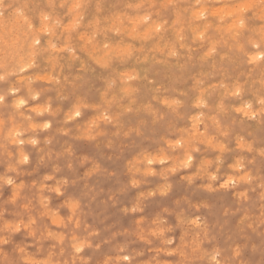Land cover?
Here are the masks:
<instances>
[{
  "label": "rangeland",
  "instance_id": "rangeland-1",
  "mask_svg": "<svg viewBox=\"0 0 264 264\" xmlns=\"http://www.w3.org/2000/svg\"><path fill=\"white\" fill-rule=\"evenodd\" d=\"M38 1L0 0V264H264V1ZM116 14L161 21L169 59L97 62L139 51Z\"/></svg>",
  "mask_w": 264,
  "mask_h": 264
},
{
  "label": "bare ground",
  "instance_id": "bare-ground-1",
  "mask_svg": "<svg viewBox=\"0 0 264 264\" xmlns=\"http://www.w3.org/2000/svg\"><path fill=\"white\" fill-rule=\"evenodd\" d=\"M20 1V0H19ZM24 2L26 1V0H23ZM35 1H37V3L39 2L38 0H35ZM52 1V0H51ZM76 1V0H75ZM86 1V0H85ZM152 1V0H151ZM207 1V0H206ZM211 1V0H210ZM210 1H208V2H210ZM219 1V0H218ZM226 1V0H225ZM264 1V0H263ZM24 2H23V6L25 5L24 4ZM176 2V1H175ZM205 2V1H204ZM249 2V1H248ZM257 2H258V0H257ZM260 2H262V1H260ZM18 3V2H17ZM22 2H20V4H21ZM29 3H31V1L30 2H28V4L27 5H29ZM36 3V2H35ZM169 3H170V1H169ZM172 3V2H171ZM76 4H77V2H76ZM168 4V3H167ZM200 4H202V2L200 3ZM204 4V3H203ZM19 5V4H18ZM73 4H71V6H72ZM145 5V4H144ZM153 5V4H152ZM197 5V4H196ZM248 5V4H247ZM23 6H20L21 8L23 7ZM70 6V7H71ZM140 6V5H139ZM174 6V5H173ZM246 6V5H245ZM135 7V6H134ZM149 7V6H148ZM147 7V8H148ZM190 7H191V5H190ZM242 7V6H241ZM240 7V8H241ZM244 7V6H243ZM249 7H251V6H249ZM248 7V8H249ZM262 7V6H261ZM264 7V6H263ZM262 7V8H263ZM76 8H78V7H76ZM125 8V7H124ZM136 8V7H135ZM150 8V7H149ZM148 8V9H149ZM200 8V7H199ZM219 8V7H218ZM221 8V10L223 9L222 7H220ZM220 8H219V10H220ZM246 8V7H245ZM254 8V7H253ZM24 9V8H23ZM72 9V8H71ZM176 9V8H175ZM191 9V8H190ZM249 9H251V8H249ZM136 10H138V9H136ZM135 10V11H136ZM199 10H201V9H199ZM203 10V9H202ZM214 10V9H213ZM217 10V9H216ZM219 10H217L215 13H217V12H220ZM261 10V9H260ZM73 11V10H72ZM158 11V10H157ZM196 11H198L197 9H196ZM245 11V10H244ZM156 12V11H155ZM202 12V11H201ZM232 12H233V9H232ZM243 12V11H242ZM15 13H16V11H15ZM18 13V12H17ZM73 13V12H72ZM131 13V12H130ZM197 13V12H196ZM198 13L200 14V12L198 11ZM212 13V12H211ZM151 14V13H150ZM199 14H195L197 17H199ZM221 14V13H220ZM75 15V14H74ZM118 15H120V14H118ZM139 15V14H138ZM142 15V14H141ZM140 15V16H141ZM147 15V14H146ZM215 15V14H214ZM2 16V15H1ZM139 16V17H140ZM143 16V17H142ZM141 16V18H124V20H122V23L120 24L119 22L120 21H118L119 19H118V17H117V14L116 15H114V16H112V18L110 19V25L111 26H114L115 28H117V29H120V28H125L124 30H125V32H126V34L128 35V38L129 39H132V40H137V42H138V44H139V51H137V52H135L136 54H134L133 52H131L132 50H133V48L132 49H130V45L129 44H127V41L125 42V43H117V42H115L116 44H114L113 46H111V47H108V46H105V47H108V50H106V48H103V50L100 52V57L99 58H95L96 59V61L97 62H100V61H102V62H106V59H108L107 61H112V63L114 62V60L116 61V60H118L119 61V64L120 63H122L124 60H126L127 58L128 59H136L137 60V58H138V56H139V58H140V60H147V59H150V58H153V57H160V60H161V62H163V61H166V60H168L169 59V53H170V51L171 50H174L173 49V47H172V49L169 51V53H163V51L161 52V54H160V48H161V46L162 45H166V43H165V41L163 40V36L160 34V32H162V31H159V33L157 34V28L159 29L160 28V30H163L164 29V27H163V24H162V22L160 21H158V20H152L151 18H150V16L148 15V16H145V14H143ZM229 16V15H228ZM43 17V16H42ZM147 18L149 19V20H147ZM191 18V17H190ZM200 18V17H199ZM230 18V17H229ZM10 19V18H9ZM193 19V18H192ZM264 19V18H263ZM194 20V19H193ZM196 20V19H195ZM221 21L223 20V19H220ZM234 20V19H233ZM233 20H232V22H233ZM243 20V19H242ZM219 21V20H218ZM235 21H237V20H235ZM9 22V21H8ZM101 22V21H100ZM220 22V21H219ZM232 22L229 24V29H230V27L233 25L232 24ZM239 22V21H238ZM80 23V22H79ZM102 23H104L103 21H102ZM176 23V22H175ZM190 23V22H189ZM198 23V22H197ZM241 23V22H240ZM177 24V23H176ZM30 25V24H29ZM78 25V23H77V21L75 20V16H74V18H73V20L71 21V22H69V24H67L66 25V27L65 28H72V29H70V30H72L73 32L76 30V29H73V28H75V26H77ZM231 25V26H230ZM238 24H235V26H237ZM252 25V24H251ZM45 26V25H44ZM234 25L232 26V27H235ZM240 26V24L237 26V27H239ZM30 26H28V28H29ZM40 27V26H39ZM46 27L48 28V26H47V24H46ZM78 27H80V26H77V28ZM172 27V26H171ZM178 27V26H177ZM243 27V26H242ZM64 28V29H65ZM182 28V27H181ZM197 28H198V26H197ZM200 28V27H199ZM209 28V27H208ZM236 28V27H235ZM7 29V28H6ZM51 29V28H50ZM61 29H62V27H61ZM207 29V28H206ZM47 30V29H46ZM182 30V29H181ZM181 30H177L178 32H180ZM199 30H201V29H199ZM37 31H39L38 29H37ZM72 31L70 32V33H72ZM120 31V30H119ZM157 31V32H156ZM193 32H195L196 31V29H194V30H192ZM45 32V31H44ZM69 32V31H68ZM115 32H116V30H115ZM47 33V32H46ZM45 33V34H46ZM75 33H76V31H75ZM114 33V32H113ZM197 33V32H196ZM195 33V35L197 36V34ZM202 34L201 35V37L204 35V32L202 31V33H201V31H198V34ZM219 32H217V34H218ZM182 34V33H181ZM200 34L198 35L199 36V38H200ZM235 34V33H234ZM263 34H264V32H263ZM60 35H61V33H60ZM67 35H69V33L67 34L66 33V35H65V38H66V36ZM73 35V34H72ZM236 35V34H235ZM62 36V35H61ZM64 36V35H63ZM94 36V35H93ZM177 36V35H176ZM184 36V35H183ZM197 36V37H198ZM205 36V35H204ZM245 36H247V35H245ZM60 37V36H59ZM69 37V36H68ZM110 37H111V35H110ZM247 37H249V36H247ZM61 38V37H60ZM107 38V37H106ZM181 38V37H180ZM180 38H179V41H180ZM205 38H207V37H205ZM258 38V37H257ZM264 38V37H263ZM34 39V38H33ZM63 39V38H62ZM79 39H81L80 37H79ZM123 39V38H122ZM182 39V38H181ZM250 39V38H249ZM248 39V40H249ZM64 40V39H63ZM86 40H87V37H86ZM113 40L115 41V39L113 38ZM121 40V39H120ZM120 40L118 41V42H120ZM138 40H140V41H142L144 44H143V46H142V44L138 41ZM172 41H175L174 39H171ZM186 40V39H185ZM33 41V40H32ZM67 41V40H66ZM88 41V40H87ZM179 41H177V42H179ZM203 41H204V39H203ZM203 41H196L197 42V45H198V49H197V51H195V49H194V51L198 54V56H199V58L200 57H208V58H213L214 56H215V46L213 45V44H211L210 42H208V43H204ZM251 41V40H250ZM249 41V42H250ZM260 41L261 42H263L261 39H260ZM35 42V41H34ZM75 42V41H74ZM196 42H193V43H196ZM207 42V41H206ZM252 42H253V40H252ZM94 43H96V42H94ZM93 42H92V44H94ZM175 43H176V41H175ZM251 43V42H250ZM264 43V42H263ZM6 44V43H5ZM76 44V43H75ZM75 44H74V46H75ZM109 44V43H108ZM53 45V44H52ZM67 45V44H66ZM95 46H97V44H94ZM94 45H91V46H94ZM105 45H107V44H105ZM194 45V44H193ZM252 45V44H251ZM32 46V45H31ZM54 46V45H53ZM72 46V45H71ZM74 46H73V48H74ZM90 46V45H89ZM168 46V45H167ZM14 47V46H13ZM76 47H77V44H76ZM190 47V46H189ZM50 49V48H49ZM51 49H55L54 47H51ZM61 49H62V47H61ZM104 49H105V51H104ZM90 50V49H89ZM88 50V51H89ZM187 51V50H186ZM173 52V51H172ZM188 52V51H187ZM83 53V52H82ZM84 54V53H83ZM185 54V53H184ZM174 55V54H173ZM186 55V54H185ZM248 55H250V54H248ZM187 56V55H186ZM251 56V55H250ZM172 58V57H171ZM184 58H185V56H184ZM187 58V57H186ZM185 58V59H186ZM257 58V56L255 55V54H252V56L250 57V60H255ZM94 59V60H95ZM181 59V58H180ZM207 59V58H206ZM260 59V58H259ZM32 60V59H31ZM93 60V59H92ZM172 60V59H171ZM179 60V59H178ZM55 61V60H54ZM117 61V62H118ZM157 61H158V59H157ZM252 61H250V62H252ZM259 61V60H258ZM257 61V62H258ZM131 62V61H130ZM132 62H133V60H132ZM194 62V61H193ZM30 63H32V61L30 62ZM99 64V63H98ZM118 64V63H117ZM118 64V65H119ZM124 64H125V61H124ZM129 64V63H128ZM145 64V63H144ZM102 65V64H101ZM113 65H114V63H113ZM116 65V64H115ZM117 65V66H118ZM126 66H128L127 64H126ZM146 66V65H145ZM181 66V65H180ZM120 67V66H119ZM118 67V68H119ZM150 67V66H149ZM181 68H182V66H181ZM23 69V68H22ZM120 69V68H119ZM117 71H118V69H116ZM199 70V69H198ZM166 71V70H165ZM135 73V72H134ZM181 73V72H180ZM10 74V73H9ZM122 74V73H121ZM131 74L132 73H130V76H131ZM138 74V73H137ZM140 74V73H139ZM120 75V74H119ZM125 75H128L129 76V74H126L125 73ZM11 76V75H10ZM135 77H136V74L134 75ZM141 76V75H140ZM192 76V75H191ZM200 76H202L201 74H200ZM8 77V76H7ZM132 77V76H131ZM35 78V77H34ZM40 78V77H39ZM38 78V79H39ZM46 78H48V77H46ZM128 78H130V77H128ZM194 78H196V77H194ZM194 78H193V81H194ZM25 79V78H24ZM42 79V78H41ZM40 79V80H41ZM51 79V78H50ZM172 79V78H171ZM200 79H201V81H204V80H202V78L200 77ZM205 79V78H204ZM29 80V79H28ZM43 80L45 81V79H44V76H43ZM49 79H47V81H48ZM127 80V79H126ZM199 80V79H198ZM155 81V80H154ZM196 81V80H195ZM26 82V81H25ZM31 82V81H30ZM88 82V81H87ZM198 82H200V81H197V83ZM237 83V82H236ZM262 83H264V82H262ZM120 84V83H119ZM201 84V83H200ZM32 85V84H31ZM125 85L127 86H125L124 87V89H127V92L126 93H128L129 91H128V89L129 88H131V87H129V86H131V85H129V82L128 83H126L125 82ZM129 85V86H128ZM202 85V84H201ZM222 85H223V83H222ZM224 85H226V84H224ZM264 85V84H263ZM218 86V85H217ZM13 87V86H12ZM133 87V86H132ZM198 87H200V85H198ZM223 87V86H222ZM238 88H241L242 86H237ZM236 87V88H237ZM120 88V87H119ZM118 88V89H119ZM194 88H195V85H194ZM214 88H216V86L214 87ZM221 87H219L218 86V89H220ZM224 88H226V86H224ZM231 88H235V87H231ZM238 88L236 89V91L238 90ZM45 89V88H44ZM113 89V88H112ZM122 88H120V90H121ZM10 90V89H9ZM114 90V89H113ZM116 90V89H115ZM227 90H228V88H227ZM263 90H264V86H263ZM12 91V90H11ZM241 92H242V88H241V90H240ZM249 91V90H248ZM95 92V91H94ZM211 92V91H210ZM239 90L237 91V96L238 95H240L239 93ZM24 93V92H23ZM22 93V94H23ZM230 94H232V93H230ZM229 95V94H228ZM33 96H34V94H33ZM227 96V95H226ZM234 96V95H233ZM232 96V97H233ZM223 97V96H222ZM240 97V96H239ZM263 97H264V95H263ZM20 98V97H19ZM106 99V98H105ZM175 99V98H174ZM198 99H199V97H198ZM170 100V99H169ZM203 100V99H202ZM201 100V101H202ZM260 100V99H259ZM19 101V100H18ZM165 101V100H164ZM171 101V100H170ZM201 101H197V102H199V103H196V104H198V105H200L201 103ZM261 101V100H260ZM259 101V102H260ZM16 102V101H15ZM35 102V101H34ZM101 102V101H100ZM162 102V101H161ZM31 103V102H30ZM147 103V102H146ZM164 103V102H163ZM181 103V102H180ZM261 103H262V101H261ZM162 104V103H161ZM193 105H195V104H193ZM202 105V104H201ZM200 105V106H201ZM203 105H206V104H204V101H203ZM202 105V106H203ZM208 105V104H207ZM210 105V104H209ZM208 105V106H209ZM17 106V105H16ZM140 106V105H139ZM149 106V105H148ZM147 106V107H148ZM196 106V105H195ZM246 106V105H245ZM248 106H250V105H247L246 107H248ZM20 107V106H19ZM37 107H40V106H37ZM193 107V106H192ZM218 107H221L220 105L218 106ZM34 108V107H33ZM196 108V107H195ZM239 108V107H238ZM29 109V108H28ZM34 109H36V107L34 108ZM37 109H39V108H37ZM215 109H216V107H215ZM223 108L221 107V110H222ZM236 109V108H235ZM247 109V108H246ZM31 110V109H30ZM87 110V109H86ZM95 110V109H94ZM146 110V109H145ZM199 110H200V108H199ZM225 110V109H224ZM200 111H202V110H200ZM223 111V110H222ZM236 111H239V109L238 110H236ZM243 111H245V109L243 110ZM251 111V110H250ZM33 112V111H32ZM105 112V111H104ZM218 112H220L219 110H218ZM168 113V112H167ZM200 114H201V112H199ZM203 113V112H202ZM246 113V112H245ZM245 113H243V114H245ZM256 113V112H255ZM73 114V113H72ZM75 114V113H74ZM103 114V113H102ZM170 114V113H169ZM198 115V116H201V115ZM242 114V115H243ZM248 114V113H247ZM251 114V113H250ZM209 115V114H208ZM252 116H253V114H251ZM27 116V115H26ZM104 116V115H103ZM158 116V115H157ZM198 116H196L197 118H198ZM205 116V115H204ZM207 116V115H206ZM155 117V116H154ZM209 117V116H208ZM97 118V117H96ZM102 118V117H101ZM106 118H107V116H106ZM158 118V117H157ZM200 118V117H199ZM105 119V118H104ZM211 119H212V117H211ZM25 120V119H24ZM101 120V119H100ZM99 120V121H100ZM209 120V119H208ZM67 121V120H66ZM191 121H194V120H191ZM196 122H197V119L195 120ZM199 122L200 121H202V119L201 120H198ZM68 122H70V121H68ZM208 122V121H207ZM209 123V122H208ZM65 124V123H64ZM45 125H46V123H45ZM50 125V124H49ZM192 125H194V124H192ZM205 125V124H204ZM210 125V124H209ZM28 126H31V125H28ZM42 126V125H41ZM32 127V126H31ZM33 128V127H32ZM43 128V127H42ZM47 128V127H46ZM167 128V127H166ZM202 128V127H201ZM42 130V129H41ZM135 130V129H134ZM98 131V130H97ZM193 131V130H192ZM14 132H17V131H14ZM203 132L205 133V131L203 130ZM18 133V132H17ZM113 133V132H112ZM193 133V132H192ZM196 133V132H195ZM199 133V132H198ZM202 133V132H201ZM58 134V133H57ZM99 135H101V134H99ZM198 135V134H197ZM15 136V135H14ZM13 136V137H14ZM193 136H194V134H193ZM90 137V136H89ZM209 137V136H208ZM217 137V136H216ZM4 138V137H3ZM16 138V137H15ZM14 138V139H15ZM75 138V137H74ZM78 138V137H77ZM188 138V137H187ZM210 138V137H209ZM213 138V137H212ZM13 139V138H12ZM195 139V138H194ZM234 139H235V137H234ZM32 140V139H31ZM217 141V140H216ZM25 142V141H24ZM33 142V141H32ZM181 142V141H180ZM204 142V141H203ZM219 142V141H218ZM241 142V141H240ZM216 143V142H215ZM18 144V143H17ZM20 144H21V142H20ZM169 144V143H168ZM213 144V143H212ZM217 144V143H216ZM239 144V146H240V143H238ZM35 145V144H34ZM20 146V145H19ZM221 146H222V143H221ZM248 146V145H247ZM238 147V146H237ZM246 147V146H245ZM249 147V146H248ZM248 147H246V148H248ZM20 148V147H19ZM205 148V147H204ZM223 148V147H222ZM221 148V149H222ZM0 149H2V148H0ZM117 149V148H116ZM218 150H220L221 151V149H219V148H217ZM241 149H242V147H241ZM69 150V149H68ZM203 151V150H202ZM247 151V150H246ZM216 152H217V150H216ZM161 154V153H160ZM26 155V154H25ZM24 155V156H25ZM153 156V155H152ZM258 156V155H257ZM25 157H27V156H25ZM41 157H42V155H41ZM173 157V156H172ZM191 157V156H190ZM87 158V157H86ZM153 158V157H152ZM21 159V158H20ZM42 159V158H41ZM175 159V158H174ZM239 159H241V158H239ZM49 160V159H48ZM141 160V159H140ZM191 160V159H190ZM190 160H188V161H190ZM198 160V159H197ZM218 160V159H217ZM235 160V159H234ZM237 160H238V158H237ZM237 160H236V162H237ZM240 162H241V160H239ZM239 161H238V163L237 164H239ZM148 162V161H147ZM146 162V163H147ZM207 162V161H206ZM236 162H234V163H236ZM21 163H22V161H21ZM45 164V163H44ZM208 165V164H207ZM211 166V165H210ZM237 166V165H236ZM239 166H240V164H239ZM242 166V165H241ZM240 166V167H241ZM13 167V166H12ZM202 167H204V166H202ZM233 167V166H232ZM59 168V167H58ZM186 168V167H185ZM209 168V167H208ZM229 168V167H228ZM238 168V167H237ZM201 169V168H200ZM232 169H236V168H232ZM232 169H231V171H232ZM242 169V168H241ZM138 170V169H137ZM239 170V169H238ZM90 171V170H89ZM127 171V170H126ZM179 171V170H178ZM150 172V171H149ZM208 173V172H207ZM145 174V173H144ZM198 174V173H197ZM230 174V173H229ZM239 174V173H238ZM111 175V174H110ZM209 175V174H208ZM233 175V174H232ZM241 175V177H243L244 175H245V177H246V175H248V176H250L249 174H240ZM243 175V176H242ZM11 177V176H10ZM87 177V176H86ZM191 177V176H190ZM193 177V176H192ZM209 177H210V175H209ZM208 177V178H209ZM240 177V178H241ZM4 178V177H3ZM29 178V177H28ZM41 178V177H40ZM194 178V177H193ZM252 178V177H251ZM8 179V178H7ZM189 179V178H188ZM210 179H211V177H210ZM209 179V180H210ZM239 179V178H238ZM243 180H245L244 178H242ZM143 180V179H142ZM239 180H241V179H239ZM247 180V179H246ZM252 180V179H251ZM17 181V180H16ZM74 181V180H73ZM212 181V180H211ZM48 182V181H47ZM235 182H238V180H237V178L236 177H234V176H231V175H228V176H225L224 177V179H222L221 180V183H220V186H219V188H221V187H226L227 185H229V184H231V183H235ZM213 183H215V182H213ZM47 184V183H46ZM56 184V183H55ZM147 184V183H146ZM67 185V184H66ZM214 185V184H213ZM206 186V185H205ZM204 186V187H205ZM138 187V186H137ZM256 187V186H255ZM216 188V187H215ZM229 188V187H228ZM205 189V188H204ZM211 189V188H210ZM218 189V188H217ZM221 189H223V188H221ZM221 189H219V190H221ZM260 189V188H259ZM212 190V189H211ZM218 190V191H219ZM123 191V190H122ZM222 191V190H221ZM223 192V191H222ZM221 192V193H222ZM139 193V192H138ZM264 194V193H263ZM87 196V195H86ZM144 196V195H143ZM264 196V195H263ZM88 197V196H87ZM245 199V198H244ZM101 201V200H100ZM77 202V201H76ZM104 203V202H103ZM180 203V202H179ZM23 204V203H22ZM33 204V203H32ZM115 204V203H114ZM78 207V206H77ZM111 207V206H110ZM113 207V206H112ZM78 217V216H77ZM48 220V219H47ZM179 220V219H178ZM177 220V221H178ZM160 222V221H159ZM9 223V222H8ZM23 223V222H22ZM146 223V222H145ZM189 223V222H188ZM18 224V223H17ZM38 224V223H37ZM147 224V223H146ZM8 225V224H7ZM207 225V224H206ZM221 225V224H220ZM226 225V224H225ZM168 227V226H167ZM257 227V226H256ZM150 228V227H149ZM65 232V231H64ZM241 232V231H240ZM253 232V231H252ZM145 233V232H144ZM145 235V234H144ZM195 235V234H194ZM166 236V235H165ZM130 238V237H129ZM185 238V237H184ZM83 239V238H82ZM94 240V239H93ZM65 241V240H64ZM56 243V242H55ZM190 245V244H189ZM134 247V246H133ZM253 247V246H252ZM121 248V247H120ZM239 249V248H238ZM157 250V249H156ZM120 253V252H119ZM180 253V252H179ZM144 254V253H143ZM27 256V255H26ZM48 256V255H47ZM57 256V255H56ZM203 257V256H202ZM26 258V257H25ZM48 259V258H47ZM115 259V258H114ZM37 261V260H36ZM118 261V260H117Z\"/></svg>",
  "mask_w": 264,
  "mask_h": 264
},
{
  "label": "snow or ice",
  "instance_id": "snow-or-ice-1",
  "mask_svg": "<svg viewBox=\"0 0 264 264\" xmlns=\"http://www.w3.org/2000/svg\"><path fill=\"white\" fill-rule=\"evenodd\" d=\"M36 42H37V43H40L39 40H37ZM2 79H3V77L0 76V80H2ZM2 99H3V97H0V100H2ZM21 103H23V101H21ZM76 115H79V112H78V111L76 112ZM45 127H48V125L46 124ZM25 159H27V158L25 157ZM189 159H191V157H189ZM8 183L11 184V180H9ZM78 250H79V249H78Z\"/></svg>",
  "mask_w": 264,
  "mask_h": 264
}]
</instances>
